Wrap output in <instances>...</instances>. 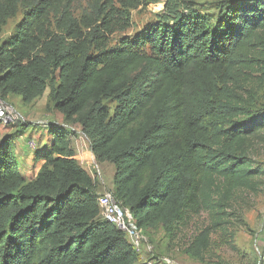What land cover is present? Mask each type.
<instances>
[{"label": "trees", "instance_id": "16d2710c", "mask_svg": "<svg viewBox=\"0 0 264 264\" xmlns=\"http://www.w3.org/2000/svg\"><path fill=\"white\" fill-rule=\"evenodd\" d=\"M78 4L0 0V36L23 15L0 45V99L30 105L49 90L65 123L80 125L98 161L114 165L110 192L139 230L163 228L174 240L191 216L208 212L213 226L184 249L205 264L234 195L262 184L253 157L264 142V107L254 112L264 3L243 2L216 24L200 15L159 22L113 49L111 38L132 27L146 0H90L79 12ZM49 131L31 180L17 166L15 140L24 135L0 141V264H148L102 220L98 184L68 133Z\"/></svg>", "mask_w": 264, "mask_h": 264}, {"label": "rangeland", "instance_id": "374dc122", "mask_svg": "<svg viewBox=\"0 0 264 264\" xmlns=\"http://www.w3.org/2000/svg\"><path fill=\"white\" fill-rule=\"evenodd\" d=\"M90 0H79L76 10L86 6ZM116 3L118 0H114ZM264 3V0H146V4L140 9L132 12V27L126 33L114 35L107 49L119 46V41L123 37L134 38L141 31L151 25L162 22L172 24L181 16L200 15L210 19L213 24L233 12L235 7L243 2ZM19 13L10 20L0 36V45L9 40L16 31V26L22 19ZM57 83L60 82L58 74ZM261 74H256L254 79L256 97L255 113H260L264 107V80ZM6 103L14 108L18 114V121L9 125H0V141L8 136L24 135L22 140H18L17 145L22 144L23 150L28 153V159H20L18 156L17 166L21 173H28L33 178L36 172L34 166V156L36 150L48 146L52 134L49 131L53 128H61L70 137L72 148L76 152L78 161L96 181L99 187L100 196L112 194L115 175V167L111 163L99 162L93 154L91 142L84 136L80 125L67 124L64 118L55 109L50 101V91L30 105H24L18 96H9ZM112 107L115 106L112 100L107 102ZM34 141L36 149L28 146L29 141ZM17 153V152H16ZM255 167L262 171V184L258 192L238 191L227 209L225 218L227 222L223 229L214 230L211 235L210 247L206 254L205 264H261L262 252L264 251V142H255L254 151ZM34 167V168H33ZM35 169V170H34ZM213 226V220L208 212H201L191 216L182 226L177 235V239H170L166 236L163 228L158 230L140 231L144 237L140 255L142 261L156 259L161 264H197L184 254V249L188 247L193 239L208 227ZM154 257V258H153ZM152 261V260H151Z\"/></svg>", "mask_w": 264, "mask_h": 264}, {"label": "built area", "instance_id": "2783aa9c", "mask_svg": "<svg viewBox=\"0 0 264 264\" xmlns=\"http://www.w3.org/2000/svg\"><path fill=\"white\" fill-rule=\"evenodd\" d=\"M18 114L14 108L0 99V125H9L18 121ZM28 146L31 149H36L37 145L34 141H29ZM100 214L102 220L117 226L120 230L124 231L130 239L133 247L140 252L141 246L144 243V237L141 230L135 225L134 219L128 209H123L116 202L113 194H106L100 196L99 200ZM169 264V260L165 259ZM148 264H161L156 259L148 261ZM261 264H264V251L262 253Z\"/></svg>", "mask_w": 264, "mask_h": 264}, {"label": "crops", "instance_id": "0c3cea01", "mask_svg": "<svg viewBox=\"0 0 264 264\" xmlns=\"http://www.w3.org/2000/svg\"><path fill=\"white\" fill-rule=\"evenodd\" d=\"M22 138L23 137H21V138H19L20 140H22ZM19 139H16L15 141H18ZM16 143V145H17V142H15ZM50 145V144H49ZM45 147V146H44ZM44 147H42V148H44ZM16 152H17V156L20 158V159H28V153H27V151L26 150H23V148H22V144H20V145H18L17 147H16ZM35 157V156H34ZM35 159V158H34ZM34 166L36 167L35 169H36V172H35V175H34V177L33 178H30L29 176H28V173L25 171V173H22L26 178H27V180H31V179H34L36 176H37V174H38V172H39V170H40V168H41V166H42V164L41 163H35V161H34ZM34 168V167H33ZM34 169V170H35ZM112 189H113V186H112Z\"/></svg>", "mask_w": 264, "mask_h": 264}, {"label": "clouds", "instance_id": "9594fccd", "mask_svg": "<svg viewBox=\"0 0 264 264\" xmlns=\"http://www.w3.org/2000/svg\"><path fill=\"white\" fill-rule=\"evenodd\" d=\"M7 126V125H6Z\"/></svg>", "mask_w": 264, "mask_h": 264}]
</instances>
